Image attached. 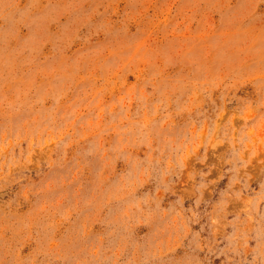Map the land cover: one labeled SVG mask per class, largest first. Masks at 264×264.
<instances>
[{"label":"rangeland","instance_id":"374dc122","mask_svg":"<svg viewBox=\"0 0 264 264\" xmlns=\"http://www.w3.org/2000/svg\"><path fill=\"white\" fill-rule=\"evenodd\" d=\"M0 264H264V0H0Z\"/></svg>","mask_w":264,"mask_h":264}]
</instances>
